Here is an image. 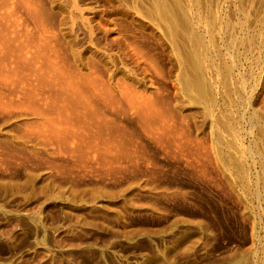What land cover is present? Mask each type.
<instances>
[{"label": "rangeland", "instance_id": "rangeland-1", "mask_svg": "<svg viewBox=\"0 0 264 264\" xmlns=\"http://www.w3.org/2000/svg\"><path fill=\"white\" fill-rule=\"evenodd\" d=\"M0 264H264V0H0Z\"/></svg>", "mask_w": 264, "mask_h": 264}, {"label": "bare ground", "instance_id": "bare-ground-1", "mask_svg": "<svg viewBox=\"0 0 264 264\" xmlns=\"http://www.w3.org/2000/svg\"><path fill=\"white\" fill-rule=\"evenodd\" d=\"M199 70V69H198Z\"/></svg>", "mask_w": 264, "mask_h": 264}]
</instances>
